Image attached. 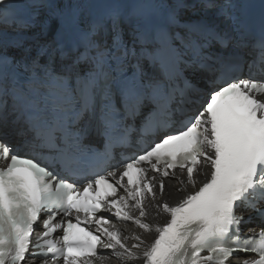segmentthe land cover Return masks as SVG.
<instances>
[{
  "label": "snow or ice",
  "instance_id": "obj_1",
  "mask_svg": "<svg viewBox=\"0 0 264 264\" xmlns=\"http://www.w3.org/2000/svg\"><path fill=\"white\" fill-rule=\"evenodd\" d=\"M9 128L0 264H264V0H0Z\"/></svg>",
  "mask_w": 264,
  "mask_h": 264
},
{
  "label": "bare ground",
  "instance_id": "obj_2",
  "mask_svg": "<svg viewBox=\"0 0 264 264\" xmlns=\"http://www.w3.org/2000/svg\"><path fill=\"white\" fill-rule=\"evenodd\" d=\"M204 178V176H199L197 177L198 179V183L200 181H202ZM182 186L177 184L175 180L173 179H168L165 183V193L163 196V199L165 201H167L169 204L171 205H175L176 203H178L180 200H182L184 198V196L186 195V193L184 191H177L178 188H181ZM189 190H192L191 188H189ZM155 220H160L164 215V213H161L159 216H156L155 213H152ZM122 229L126 230V234L127 233H141L142 234V238H145L146 240V245L150 244L153 241L154 236L152 234L149 233H142V230L138 229L134 224H127V225H123L120 226ZM107 254H109L107 252ZM106 254V255H107ZM111 264H118V262L115 260V258L112 259Z\"/></svg>",
  "mask_w": 264,
  "mask_h": 264
}]
</instances>
